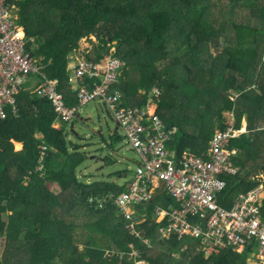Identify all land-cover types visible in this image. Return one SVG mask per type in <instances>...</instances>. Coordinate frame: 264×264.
<instances>
[{"label":"trees","instance_id":"1","mask_svg":"<svg viewBox=\"0 0 264 264\" xmlns=\"http://www.w3.org/2000/svg\"><path fill=\"white\" fill-rule=\"evenodd\" d=\"M10 1L34 40L29 51L59 80L68 106L78 104L71 55L95 35L99 59L115 47L124 63L112 88L125 104L153 99L166 124L178 127L169 143L178 157L205 154L215 130L227 127L226 112L238 127L246 119L248 132L230 143L238 172L225 178L220 207L264 181V0ZM18 107L0 119V264H135L132 246L148 264H250L254 250L205 259L195 241L162 244L153 219L140 226L141 238L133 235L113 202L103 209L90 202L127 186L80 180L87 158L68 140V123L55 127L52 101L26 86Z\"/></svg>","mask_w":264,"mask_h":264},{"label":"built area","instance_id":"2","mask_svg":"<svg viewBox=\"0 0 264 264\" xmlns=\"http://www.w3.org/2000/svg\"><path fill=\"white\" fill-rule=\"evenodd\" d=\"M93 40L83 38L71 55L69 83L77 93L78 104L68 106L59 80L47 77L44 65L29 51L34 40L27 37L19 23L17 5L0 0V119L18 115V96L26 86L52 101L57 113L56 128L79 118L80 108L92 101L107 103L142 163L127 190L106 198H91V204L103 209L113 202L126 219L129 231L141 238L139 228L147 220L136 217V205L152 201L164 182L162 191L174 200V206L169 210L159 207L153 216L160 243L193 240L198 244L197 251L206 258L226 251L241 255L254 250L250 256L264 264V181L255 190L237 196L230 209L218 204L227 186L225 178L238 172L232 162L237 151L230 149L231 140L247 133V125L239 128L228 123L227 128L216 129L205 156L185 153L178 157L169 148L178 127L166 124L153 99L145 107L125 105V97L112 88L120 82L124 63L112 51L99 59L95 54L98 41ZM41 148L43 153L48 150L46 145ZM144 242L153 247L150 240ZM129 257L135 264H148L133 246Z\"/></svg>","mask_w":264,"mask_h":264},{"label":"rangeland","instance_id":"3","mask_svg":"<svg viewBox=\"0 0 264 264\" xmlns=\"http://www.w3.org/2000/svg\"><path fill=\"white\" fill-rule=\"evenodd\" d=\"M90 39L98 41L95 35L90 36ZM116 50L114 47L112 52ZM79 114V118L67 124L66 132L70 143L75 147H80L81 152L87 158L82 168L78 170L80 180L87 183L115 182L119 187L128 186L135 178L142 159L128 143L125 131L121 128L117 131L119 124L111 107L105 102L96 100L82 106ZM233 117H235L234 113H225L227 121L232 120ZM20 147L18 146L19 149ZM39 168L38 170L42 169V167ZM165 194L166 198L160 197L156 202L146 205L143 212H146L148 217H153L158 207L169 208L174 205V200L166 191ZM167 199L169 201H166ZM112 243L114 248L115 245ZM115 250L119 251L117 247ZM254 254H257V251ZM249 262L250 264H261L255 257H251Z\"/></svg>","mask_w":264,"mask_h":264},{"label":"crops","instance_id":"4","mask_svg":"<svg viewBox=\"0 0 264 264\" xmlns=\"http://www.w3.org/2000/svg\"><path fill=\"white\" fill-rule=\"evenodd\" d=\"M125 105H127V104H125ZM132 106V105H131ZM137 107H139V106H137ZM231 113H233V112H231ZM234 116H235V114H234ZM225 123H226V125L228 126V123H231V124H235L236 126H237V124H236V117H233L232 118V120H230V121H227L226 119H225ZM244 124H246L247 125V122H246V119H244ZM244 124L241 126V127H239V128H242V127H244ZM238 127V126H237ZM227 128V127H226ZM215 132H216V130H215ZM215 134V133H214ZM185 153H187V154H192V155H195V156H199V155H196V154H193V153H191V152H185ZM184 153V154H185ZM184 154H182V155H184ZM207 154V151H206V153L205 154H203L204 156ZM181 155V156H182ZM181 156H179V157H181ZM201 156V155H200ZM160 192V191H159ZM158 192V193H159ZM157 193V194H158ZM156 197V196H155ZM154 197V198H155ZM160 197H164V198H166V194H165V192H164V196L163 195H159L155 200L153 199L152 201H150V202H148V203H144V204H139V205H136V209H137V218L138 219H146L147 221L150 219V218H152L153 220H154V217H148L147 216V213L146 212H143V211H141L139 208L140 207H146V205L147 204H150V203H153V202H156L157 200H158V198H160ZM166 201H169V199H167ZM172 206H174V205H172ZM171 207V206H170ZM170 207L168 208H163V209H166V210H169L170 209ZM159 208V207H158ZM162 208V207H161ZM118 210V209H117ZM149 210V209H148ZM118 213H119V215L126 221V219L123 217V215L120 213V211L118 210ZM127 222V221H126ZM154 223H155V220H154ZM128 224V223H127ZM156 224V223H155ZM157 225V224H156ZM158 226V225H157ZM157 234H158V228H157ZM158 237H159V234H158ZM190 241V240H189ZM191 241H193V240H191ZM197 243V242H196ZM197 246H198V244H197ZM142 258V257H141ZM143 260V259H142ZM143 261H145V260H143ZM146 262V261H145Z\"/></svg>","mask_w":264,"mask_h":264},{"label":"water","instance_id":"5","mask_svg":"<svg viewBox=\"0 0 264 264\" xmlns=\"http://www.w3.org/2000/svg\"><path fill=\"white\" fill-rule=\"evenodd\" d=\"M119 130V127H117V131ZM164 186V182H162V185L160 187V192L156 195V197L154 198V200L159 196V195H163L164 196V192L162 191Z\"/></svg>","mask_w":264,"mask_h":264}]
</instances>
